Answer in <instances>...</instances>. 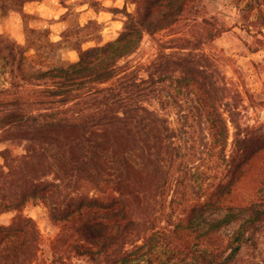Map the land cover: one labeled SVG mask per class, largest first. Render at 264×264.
Wrapping results in <instances>:
<instances>
[{"label":"trees","instance_id":"16d2710c","mask_svg":"<svg viewBox=\"0 0 264 264\" xmlns=\"http://www.w3.org/2000/svg\"><path fill=\"white\" fill-rule=\"evenodd\" d=\"M236 1L228 21L201 15L206 0L148 1L115 40L47 69H30L29 43L0 34V216H12L0 222V264H235L257 245L264 122L250 123L255 93L204 48L234 27L264 33L262 7ZM31 205L61 239L46 240ZM205 212L223 215L206 229ZM244 213L226 242L220 230Z\"/></svg>","mask_w":264,"mask_h":264},{"label":"rangeland","instance_id":"374dc122","mask_svg":"<svg viewBox=\"0 0 264 264\" xmlns=\"http://www.w3.org/2000/svg\"><path fill=\"white\" fill-rule=\"evenodd\" d=\"M151 0H35L27 2L17 10L3 14L0 10V34L9 36L20 44L28 45L30 69H47L51 66L68 64L79 60V47H93L115 40L128 20V13L140 16L151 6ZM155 0H152L154 2ZM201 15H212L228 21L238 17L236 0H206ZM253 2L262 7L264 0H242L241 6ZM252 16L248 23L255 19ZM51 42H56L54 46ZM151 38L146 36L142 54H151ZM209 53L219 64L228 81L236 80L242 88L255 93L257 105L251 107L244 103L247 119L251 124L264 122V33L234 27L205 45ZM3 159L0 157V166ZM206 181L199 173L195 183L188 187L190 197L199 188L198 181ZM159 208V207H158ZM156 208V209H158ZM167 210L166 208H164ZM170 211V210H169ZM26 214L37 222L47 241L61 239L59 229L49 219L43 205L27 207ZM223 213L205 212L201 218L202 228L207 222L219 219ZM244 213L238 221L225 225L219 235L227 242L247 218ZM11 215L0 216V222H8ZM161 224V223H160ZM63 241L60 242L62 244ZM63 248L62 245H59ZM154 258V264H165ZM147 258V257H146ZM52 262V261H51ZM50 261L45 264H52ZM61 264V263H58ZM64 264H85L76 258ZM174 264V263H168ZM235 264H264V229L259 235L257 245L247 246L240 253Z\"/></svg>","mask_w":264,"mask_h":264}]
</instances>
